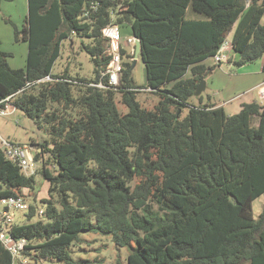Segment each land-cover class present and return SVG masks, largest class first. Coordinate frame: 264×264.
Returning <instances> with one entry per match:
<instances>
[{
  "label": "trees",
  "instance_id": "trees-1",
  "mask_svg": "<svg viewBox=\"0 0 264 264\" xmlns=\"http://www.w3.org/2000/svg\"><path fill=\"white\" fill-rule=\"evenodd\" d=\"M5 1L14 0H0V10ZM263 17L264 0H28L25 22H11L15 42L28 45L24 67L10 65L0 39V100L14 94L16 108L48 134L32 142L37 160L45 154L36 171L49 183L44 213L10 230L27 240L23 255L80 264L71 247L93 232L127 247L125 264H264V206L253 214L264 194V102L227 114L194 95L221 66L213 57L232 31L237 64L262 60L264 73ZM110 23L140 39L145 85L126 49L119 85L102 74ZM73 36L91 40V79L52 72ZM139 88L157 95L153 107ZM35 174L0 148V196L27 200ZM35 214L29 204L28 218ZM0 264H14L1 242ZM115 264H124L120 254Z\"/></svg>",
  "mask_w": 264,
  "mask_h": 264
},
{
  "label": "rangeland",
  "instance_id": "rangeland-1",
  "mask_svg": "<svg viewBox=\"0 0 264 264\" xmlns=\"http://www.w3.org/2000/svg\"><path fill=\"white\" fill-rule=\"evenodd\" d=\"M23 0L5 1L3 2V9L0 11V39L2 40L3 49L13 52L9 62L12 66L21 67L26 64V43H17L14 40L15 23L21 26ZM5 13L9 14V19L4 17ZM11 22H14L13 24ZM264 22V17L262 18ZM123 39L130 36L128 28L121 30ZM233 31L227 37V41L231 42ZM91 40L87 37L73 36L62 43L61 54L56 60L53 67V74L58 75L63 73L66 69L74 76H81L91 79L94 77L95 65L90 53L85 49L84 44H89ZM229 58L222 62L211 75L206 79L207 87L203 91L202 96L204 101L223 102L227 114H234L240 110L241 103L251 102L253 100L263 101L260 99L257 87L251 88L254 83L261 78V64L262 60L253 63H247L239 66L237 62L240 60V55L237 52L229 51ZM209 63H213L210 60ZM134 78L137 84H146V70L139 57L134 68ZM138 98L145 107H153L157 102V95L149 92L144 88L138 89ZM192 102L198 103L196 97L192 98ZM187 110L184 111V114ZM31 119L27 117L22 111L15 109V111L6 117H0V134L9 140L19 143L32 144V142H40L48 139V134L41 129L39 134L35 127L31 126ZM45 154H42V159ZM42 159L37 162L36 168L42 167ZM36 185L31 193H34L37 199H34L33 194H29L28 190L24 191L27 196L29 204H33L36 208V214L29 219L27 216L28 210H16L14 215L17 223H27L36 221L39 215V209L44 208L45 204L41 202L40 198L47 196L48 181L42 176L40 172L35 174ZM264 206V194L259 196L253 202L254 217H258L262 212ZM81 241L74 243L71 247L75 259L81 261L80 264H115L118 254H120L123 263H126L129 254L127 247H118L114 244L112 237L109 235H101L93 232H83L81 234ZM29 260V259H28ZM87 261V262H86ZM36 264L33 260H29L27 264ZM41 264V263H37ZM43 264V263H42ZM44 264H60L56 261L47 262Z\"/></svg>",
  "mask_w": 264,
  "mask_h": 264
},
{
  "label": "built area",
  "instance_id": "built-area-1",
  "mask_svg": "<svg viewBox=\"0 0 264 264\" xmlns=\"http://www.w3.org/2000/svg\"><path fill=\"white\" fill-rule=\"evenodd\" d=\"M103 36L107 39V53L111 56V60L107 70L102 74H107L109 76V83L111 85H119L120 74L123 69V60L125 58L122 54V49H126L130 55H134V57L130 59L135 60V47L138 38L134 35H130L126 39H123L121 28L115 23H110L103 28ZM231 50L232 45L226 40L214 55V62L222 63L228 59V52ZM46 80H51V77L47 76L37 80V82ZM30 84L31 83H27V85ZM97 85L102 86L101 83ZM256 87L260 99L263 100L261 102H264V81L260 82ZM22 90L23 89H20L18 92ZM13 95L14 94L9 95L0 100V117H6L17 109L11 102ZM0 148L3 150L5 157L17 163L26 175L29 176L36 173V165L37 162L40 161L35 158L36 146L9 140L0 134ZM28 209L29 203L22 196H0V242L11 253L14 264L28 263V258L23 255V250L28 243L27 240L21 237L15 238L10 232L12 226L16 224L14 211ZM43 213L44 210L40 209L39 214L43 215Z\"/></svg>",
  "mask_w": 264,
  "mask_h": 264
},
{
  "label": "crops",
  "instance_id": "crops-1",
  "mask_svg": "<svg viewBox=\"0 0 264 264\" xmlns=\"http://www.w3.org/2000/svg\"><path fill=\"white\" fill-rule=\"evenodd\" d=\"M16 1V0H15ZM3 7H4V5L2 4V7H1V9H3ZM21 10H22V15H23V20H22V23L25 21V19H26V17H27V15H28V0H23V3H22V7H21ZM1 11V10H0ZM4 17L6 18V19H9L10 20V15L9 14H7V13H5V15H4ZM11 21V20H10ZM14 23V22H13ZM21 43V42H20ZM25 43V42H24ZM231 43V42H230ZM19 44V43H18ZM26 45H27V43H26ZM5 50V49H4ZM26 50L27 51H25V53H26V59H27V53H28V45H27V47H26ZM7 51V50H6ZM10 52V51H9ZM13 53V52H12ZM263 64V63H262ZM262 64H261V71H262ZM11 65V64H10ZM26 65V64H25ZM12 66V65H11ZM12 67H15V68H17L16 66H12ZM21 67H24V66H21ZM262 81H264V73L262 72V76H261V78L260 79H258L255 83H254V85L253 86H251L250 87V89L252 88H255L260 82H262ZM207 87V86H206ZM202 102L203 103H207L206 101H204V99H202ZM209 102H213V103H216V106H223L224 108H225V106H224V103L223 102H216V101H212V99L211 98H209ZM30 264V263H29Z\"/></svg>",
  "mask_w": 264,
  "mask_h": 264
},
{
  "label": "water",
  "instance_id": "water-1",
  "mask_svg": "<svg viewBox=\"0 0 264 264\" xmlns=\"http://www.w3.org/2000/svg\"><path fill=\"white\" fill-rule=\"evenodd\" d=\"M135 48H136V49H135L134 67H135V65H136V63H137L138 58L141 57L142 46H141V41H140V39H137V40H136V47H135ZM206 86H207V84H206V79H202V80L200 81V83L198 84V86H197V88H196V90H195V92H194V95H195V96H199V95H201V94L203 93V91H205ZM30 121H31V122H30L31 126L35 127L36 130H37V132L40 134V133H41V129L38 127V125L35 123V121L32 120V119H31Z\"/></svg>",
  "mask_w": 264,
  "mask_h": 264
}]
</instances>
